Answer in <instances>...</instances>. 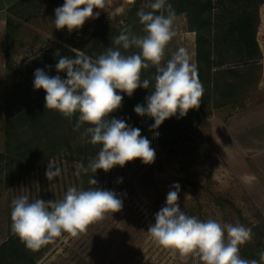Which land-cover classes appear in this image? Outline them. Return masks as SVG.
<instances>
[{"label":"trees","instance_id":"1","mask_svg":"<svg viewBox=\"0 0 264 264\" xmlns=\"http://www.w3.org/2000/svg\"><path fill=\"white\" fill-rule=\"evenodd\" d=\"M37 2L54 9L64 4V0H18L7 8L0 53L6 56L8 70L12 69L11 43L18 34L21 22L30 19V16L25 15L26 12L35 8ZM152 2L153 0H132L126 13L117 15L116 20L106 15L96 19L87 38L78 42L68 41L70 47L42 49L25 61L24 68L18 72L21 78L14 79L7 87L4 107L5 149L0 152L2 189L20 184L26 177L58 158L60 151L64 149L78 163L73 169L78 191L95 189L99 180L105 179L107 172L103 170H97L96 173L90 169L87 173L81 170V165L87 168L97 158L102 147L100 144L90 143V135L86 133V129L91 125L83 123L77 128L78 112L71 118H66L56 110L46 109L45 91L34 89V72L42 69L49 76L59 75L61 79H66V72H57L55 66L60 57L75 58L71 49L79 50L93 61L109 48L119 50L122 55L138 53L140 50L136 47L125 50L122 45H116L114 38L125 29L137 36L146 35L137 13L140 10L153 11L149 7ZM263 2L264 0H166L165 8L156 14L162 11L167 15V5L170 4L175 11V18L186 14L189 29L196 32L195 65L204 89L200 106L189 110L183 117L177 113L153 130L151 126L154 120L148 116H139L134 111L138 104L146 106L145 98L153 91L156 67L150 65L141 73V80L150 81L149 88H138L131 97L117 90L123 96L122 106L111 113L109 119H122L129 126L139 128L141 136L149 139L151 147L157 137L159 147L169 154L176 149L184 152L196 129L204 125L210 130L209 118L217 109L227 106L242 107L248 97L258 90L263 78V53L257 36L259 11ZM247 162L264 185V175L260 169L251 159L247 158ZM133 163L140 164L142 161L136 159L128 162L122 169ZM92 179L96 180V185L90 183ZM211 204L215 209V219L219 218L223 224L239 223L251 228L252 239L240 246L239 255L243 259L261 263L260 253L264 252V215L258 213L257 219L252 221L229 198L214 197ZM195 209L199 218L203 219L204 205L200 202L187 207V215L193 216ZM65 234L38 250H31L11 231L0 244V264H37Z\"/></svg>","mask_w":264,"mask_h":264},{"label":"clouds","instance_id":"2","mask_svg":"<svg viewBox=\"0 0 264 264\" xmlns=\"http://www.w3.org/2000/svg\"><path fill=\"white\" fill-rule=\"evenodd\" d=\"M105 5L106 0H64L54 10L55 28H67L69 33L80 29L94 17V9L102 10ZM165 5L166 0H153L149 5L153 11H138L146 35L137 36L125 29L114 38L116 45H122L125 50L136 47L138 53L122 55L119 50L109 48L93 61L79 50L71 49L75 58L60 57L55 66L57 72H66V79L49 76L42 69L34 72V89L46 93L45 108L56 110L66 118L78 112L77 128L83 123L91 125L86 129L90 143L102 145L97 158L87 168L81 165L85 173L89 169L94 173L108 172L114 166L123 167L136 159L145 165L154 162L155 150L149 139L141 136L139 128L129 126L122 119H109L122 106L123 96L118 91L131 97L136 89L149 88L150 81L141 80L143 69L156 67L155 84L151 95L145 98L146 106L138 104L134 111L152 118L153 130L177 113L183 117L200 106L204 89L197 66L190 62L187 51L180 48L161 66L166 46L176 35L172 6L167 5V15L162 11L156 14ZM59 174L58 168L53 170L49 166L46 177L51 181ZM90 183L97 182L92 179ZM174 187L176 190L167 194L166 206L156 214L155 223L148 227L147 232L159 246L178 252L182 259L197 255L203 264H259L239 255L240 246L252 239L251 228L239 223L222 225L213 219L201 221L186 215L178 204L179 185ZM121 208L122 201L116 193L99 188L78 191L71 187L60 201H30L28 196L21 195L11 202V228L28 249L38 250L64 233L77 237L89 224ZM260 261H264V252L260 253Z\"/></svg>","mask_w":264,"mask_h":264},{"label":"rangeland","instance_id":"3","mask_svg":"<svg viewBox=\"0 0 264 264\" xmlns=\"http://www.w3.org/2000/svg\"><path fill=\"white\" fill-rule=\"evenodd\" d=\"M123 1L125 6L120 14H111V5L106 3L104 9H94V17L71 33L67 28H55V9L47 4L37 2L35 8L26 12L30 19L21 22L18 34L11 43V70L6 69V56L0 53V151L5 149L7 87L14 79L21 78L18 72L24 68L25 61L42 49L70 47L68 41L78 42L87 38L93 30L91 26L94 20L101 15L116 20L117 15L126 13L131 1ZM259 12L257 36L264 58V2ZM97 13L100 14L96 17ZM237 107L227 106L226 110ZM239 108L236 113L252 114L260 110L255 115L264 114V90L259 86L245 105ZM156 138L152 147L155 150L152 164L133 163L124 169L114 166L104 180H99L97 188L112 191L121 199V210L106 213L102 220L89 224L87 230L77 237L66 233L37 264H203L197 255L182 259L178 252L159 246L147 232L149 225L155 223L156 214L166 206L168 192L176 190L174 185L177 184L178 204L186 215L187 207L197 202L204 205L203 219L199 218L196 209L193 211V216L201 221L214 218L224 225L214 217L215 209L211 204L214 197L231 199L238 210L252 221L257 219L258 213L264 215L263 183L250 166L248 171L242 173L224 161L211 142V124L210 130L204 125L196 129L184 152L176 149L169 154L159 147ZM64 150L60 151L58 158L26 177L20 184L7 189L0 187V244L12 231L11 202L15 198L26 195L30 201H60L69 188L78 189L73 170L78 163L71 158L69 151ZM49 166L53 170H60V174L51 181L46 177ZM216 214L220 217L218 212ZM259 264H264V261Z\"/></svg>","mask_w":264,"mask_h":264},{"label":"crops","instance_id":"4","mask_svg":"<svg viewBox=\"0 0 264 264\" xmlns=\"http://www.w3.org/2000/svg\"><path fill=\"white\" fill-rule=\"evenodd\" d=\"M17 1L0 0V39L3 37L5 29L6 10ZM106 3L111 5L109 8L111 14H120L125 6L123 0H106ZM173 28L176 35L166 46L161 66H165L180 48L187 51L190 62L195 64L196 32L189 29L186 14L175 18ZM259 86L261 90H264V58L263 78ZM226 109L227 107L217 109L209 118L213 146L224 161L231 168L236 169L235 171L239 172L240 170L242 173L248 171L249 165L245 160L250 157L264 174V114L255 115L260 110L252 114L236 113L241 109L239 107L229 109L230 111Z\"/></svg>","mask_w":264,"mask_h":264}]
</instances>
